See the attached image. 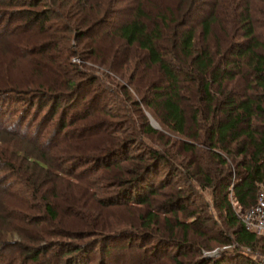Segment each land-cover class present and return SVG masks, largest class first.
<instances>
[{
	"label": "trees",
	"instance_id": "1",
	"mask_svg": "<svg viewBox=\"0 0 264 264\" xmlns=\"http://www.w3.org/2000/svg\"><path fill=\"white\" fill-rule=\"evenodd\" d=\"M40 1L0 0L22 4L16 13L45 36L31 54L30 93L22 94L44 111L32 137L37 149H21L33 166L19 180L29 182L22 195L39 194L45 213L30 221L17 211L22 235L30 222L57 225L72 237L51 253L63 264H89L97 247L109 253L122 238L133 244L140 237L142 245L149 231L154 240L142 246L143 258L145 250L174 245V264H263L264 234L248 230L237 207L250 206L264 184V0H74L66 8L59 0L39 8ZM83 45L115 76L63 71V63L72 65L63 47L83 56ZM137 58L150 70L137 72ZM9 90H0L1 101L14 98ZM11 158L0 167H13ZM38 166L52 182L78 178L72 188L85 189L86 200L75 194L81 197L70 210L58 212ZM177 174L185 185L177 187ZM120 209L136 222L118 216ZM91 212L98 222L88 240ZM216 246L217 253L202 254ZM20 248L24 258L49 264L44 245Z\"/></svg>",
	"mask_w": 264,
	"mask_h": 264
},
{
	"label": "rangeland",
	"instance_id": "2",
	"mask_svg": "<svg viewBox=\"0 0 264 264\" xmlns=\"http://www.w3.org/2000/svg\"><path fill=\"white\" fill-rule=\"evenodd\" d=\"M74 0H59L60 4L64 5L63 8L69 6V4ZM80 1L81 0H75ZM49 2L46 0H41L38 4L39 8L48 7ZM24 6H29L25 5ZM259 6H261L259 4ZM23 5H19L18 3H9V2H0V90L4 88V93L10 91L15 94L14 98L11 99H3L0 100V159L1 162L4 163L6 158L12 157L10 160L14 163L13 167H0V246H4L7 244V247H2V252L0 254V264H44L42 262H34L28 258H24V250L20 248V244H24L25 242L31 246H39L44 245L45 249H48L47 252L42 253V257L47 258V262L49 264H63L57 259L59 258V253L56 255H51L52 252H56L58 249L61 250L60 245L61 242L72 239L71 236L59 234L56 230V226H52V224L47 221L39 222L37 225L34 223H29L30 225L24 228V231L27 233L28 237H24L21 233V229H17L21 224L19 223V215L17 211L26 212L28 214V218L30 221L34 218V216L43 215L44 205L42 200L39 198V194L31 197L28 194L22 195L24 193H29L30 189L28 183L25 181L19 182L21 179H26L28 173L30 172L33 163H31L28 158L24 156L23 151L21 150L24 145H29L34 149H37L36 143L34 142V133L39 124V118L42 116L44 110H37V104L30 103L26 100V97H22V94H29L27 92L30 90L31 81L35 79V75L32 72L31 65V54L34 49L37 47L36 44L42 42L45 36L41 31H38L34 27H30L26 22V18L20 17V13H16ZM260 8V7H259ZM74 11H70L74 13ZM263 15L262 13L258 16ZM50 21L52 22H60L59 18L50 17ZM264 21V20H263ZM260 29L263 30L264 33V22L261 21ZM72 34V45L76 47L75 39ZM88 39V37H86ZM91 39V37H89ZM61 48V47H60ZM87 46L83 45L79 49L85 50L83 56H79L77 53H71L68 50H65L63 47V53L68 55L69 61H72V65H68L63 63L60 68L67 72L72 71L75 72L76 67L84 70H95V72H99L102 70L107 71L108 73L114 75V72L105 66L102 63L101 58L94 59L93 56H88L89 53L87 50ZM100 48L99 50H101ZM59 52V49H56ZM88 56V58H87ZM118 58V57H117ZM59 67V66H58ZM70 67V69H69ZM136 68L137 72L143 71V69L149 71L146 65H144L143 59L136 60ZM94 72V71H91ZM115 76V75H114ZM117 76V75H116ZM18 80V81H17ZM127 87L131 92L134 93L133 87L128 84L126 81ZM27 90V91H26ZM3 92V91H2ZM0 92V93H2ZM21 96V97H20ZM145 113L149 117V121L156 127H159V123L153 117L152 114H149L148 111L145 110ZM19 121L17 123V119ZM17 123V124H16ZM41 131L43 136L41 138L45 139V137L49 134L51 126L48 124ZM38 129L41 130V127ZM37 131V130H36ZM60 156L63 152H55ZM25 157V158H24ZM66 165V164H65ZM60 166V165H59ZM67 166V165H66ZM30 169H29V168ZM41 169L42 171H46L43 167H37L35 171ZM19 172V173H17ZM47 176H42L40 178L43 183V187L49 186L46 191L48 197L53 201L54 208L58 210V212L64 213L65 211H69V205L72 202V199H79L81 196L75 194H81L82 199L86 200V190H74L73 184L78 185V183H82L78 178L71 177L70 179H61L60 182H56L52 180H48ZM75 178V179H74ZM60 179V178H59ZM174 182L177 183V187L179 185H185V178L183 175L177 174L173 176ZM17 184V186H16ZM24 192V193H23ZM195 198V197H194ZM209 199V198H208ZM196 202L205 204V199L203 195L196 196ZM211 202L210 200H208ZM206 206V204L204 205ZM79 207V206H78ZM209 208L213 211L212 214L217 215V210L209 204ZM207 208V209H209ZM238 211H243V208L237 207ZM114 212V211H113ZM110 212V215L118 216H126L130 218L132 222H136L134 212L124 211L122 209L117 210V212ZM21 213V212H20ZM92 216L91 223L85 226L84 229H88L89 231L86 233L87 235L91 234V229L96 225L95 222L98 220V215L96 213L91 212ZM98 214V213H97ZM109 217L105 218L104 224L107 223ZM45 217V216H43ZM88 219V217H87ZM12 221V222H11ZM111 221V220H110ZM98 222V221H97ZM215 222L211 221V224ZM70 224V223H69ZM72 230L77 231L75 222H72L70 225ZM92 226V227H91ZM107 230V229H106ZM53 231V232H52ZM94 231V230H93ZM52 232V234H51ZM78 232V231H77ZM74 233V232H72ZM71 233V234H72ZM149 234L144 238L145 242L142 243V239L138 237L136 239V243H131V238H122L121 240L113 241L111 244V250L109 253H105L106 250L103 248L100 250L97 247L91 255L93 256L88 262L89 264H174L175 260H173V254L176 253L175 246L169 245L167 247H162L161 250H145L147 253L146 257H141L140 253L143 252V245H149L150 242L154 240L153 232L149 231ZM40 234H46L44 237H40ZM95 235H89L88 240ZM85 238V239H87ZM129 241V242H128ZM139 241V242H138ZM148 241V242H146ZM147 243V244H145ZM18 244V245H16ZM46 245V246H45ZM226 247H230L231 244L224 245ZM47 247V248H46ZM147 247V246H146ZM220 247V246H219ZM218 246L212 249H203V253H217L219 251ZM223 247V246H222ZM58 250V252L60 251ZM49 254V256H47ZM103 261V262H102ZM44 262V261H43Z\"/></svg>",
	"mask_w": 264,
	"mask_h": 264
},
{
	"label": "built area",
	"instance_id": "3",
	"mask_svg": "<svg viewBox=\"0 0 264 264\" xmlns=\"http://www.w3.org/2000/svg\"><path fill=\"white\" fill-rule=\"evenodd\" d=\"M240 215L248 230L264 234V184L258 188L256 200L250 206L243 208Z\"/></svg>",
	"mask_w": 264,
	"mask_h": 264
}]
</instances>
